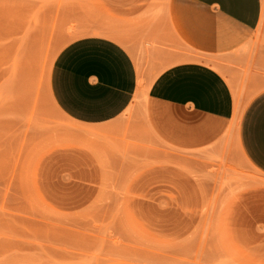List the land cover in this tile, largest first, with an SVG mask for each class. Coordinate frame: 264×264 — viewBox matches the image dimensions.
<instances>
[{"label":"rangeland","instance_id":"374dc122","mask_svg":"<svg viewBox=\"0 0 264 264\" xmlns=\"http://www.w3.org/2000/svg\"><path fill=\"white\" fill-rule=\"evenodd\" d=\"M167 7L0 0V264H264V175L235 131L178 149L152 132L146 97L101 125L50 98L56 55L86 34L138 47L151 80L170 64Z\"/></svg>","mask_w":264,"mask_h":264},{"label":"crops","instance_id":"0c3cea01","mask_svg":"<svg viewBox=\"0 0 264 264\" xmlns=\"http://www.w3.org/2000/svg\"><path fill=\"white\" fill-rule=\"evenodd\" d=\"M263 9L264 0H168L170 36L162 55L170 64L151 80L138 47L130 49L108 33L77 37L53 61L50 98L75 123L110 122L131 106L140 62L152 132L169 146L193 150L229 131L238 97L244 106L237 142L245 159L264 175ZM181 43L190 52L183 59Z\"/></svg>","mask_w":264,"mask_h":264},{"label":"bare ground","instance_id":"6f19581e","mask_svg":"<svg viewBox=\"0 0 264 264\" xmlns=\"http://www.w3.org/2000/svg\"><path fill=\"white\" fill-rule=\"evenodd\" d=\"M263 22H264V9H263V14H262V18H261L259 33H261V28H262ZM111 33H110V35H112ZM138 63H139L138 64L139 72H140L139 87H138V90H137V92L135 94L134 100L146 97V95H147L146 84H145L144 79L142 78V66H141L140 62H138ZM241 100H243V98H241ZM241 103H243V102L240 101L239 98L237 97L235 113H234V117H233V120H232V124H231V126L229 128V131L233 130V131L236 132L239 129L240 116H241V112H242V109H243V106H244V104L242 106Z\"/></svg>","mask_w":264,"mask_h":264}]
</instances>
